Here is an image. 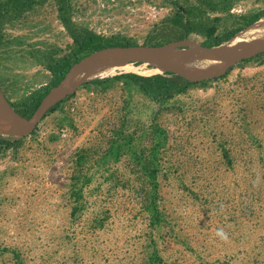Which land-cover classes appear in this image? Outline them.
I'll return each mask as SVG.
<instances>
[{
  "label": "rangeland",
  "instance_id": "374dc122",
  "mask_svg": "<svg viewBox=\"0 0 264 264\" xmlns=\"http://www.w3.org/2000/svg\"><path fill=\"white\" fill-rule=\"evenodd\" d=\"M213 1L46 0L1 27L0 91L19 105L49 87L52 69L94 54L90 33L154 45L185 7L214 38L264 10ZM187 41L170 50L199 57L208 43ZM136 61L103 62L79 81L84 71L31 133L0 145V264H264V52L174 95L113 79L172 71Z\"/></svg>",
  "mask_w": 264,
  "mask_h": 264
},
{
  "label": "trees",
  "instance_id": "16d2710c",
  "mask_svg": "<svg viewBox=\"0 0 264 264\" xmlns=\"http://www.w3.org/2000/svg\"><path fill=\"white\" fill-rule=\"evenodd\" d=\"M44 1L46 0H0V30H1V27H3L4 25H7L9 23L14 22L15 20L20 19L25 13L31 11L32 9H34L36 5L41 4ZM66 1L68 0H57V4L59 5L66 4ZM199 1L201 2L203 1V3L207 2L209 5H211L212 3L213 7H211V9L214 8L215 10L216 8V3L213 0H211L210 2L208 0H199ZM220 1L221 2L219 3L224 4V6L222 7V10L227 11V9H229L228 7L231 6V3L234 2L235 0H220ZM175 5L176 7L180 6L177 2H175ZM59 12L62 16V21L64 25L70 29L71 20L68 16L65 15L63 5L59 7ZM242 20H243V23L241 26L237 27L234 30L226 32L222 36L213 38L211 29L209 28V25H207L208 19L204 20L201 13L195 14L184 7L183 9H180V11H176V14L174 15L171 21L173 27H172V34L169 37L166 39H162L161 41L157 42V44L152 45L150 43H147L145 46L161 47V46L169 45L172 43L182 42V41L187 40L191 34H204L208 40V43L205 44L208 48L220 46L244 30L264 25V10L260 11L257 14L251 15V16H244L242 17ZM71 33H72L73 41L77 44H80V40L78 39V36L75 34V31L73 29H71ZM1 38L2 36L0 35V40ZM85 39L87 40V42L84 45L85 46L84 50H86V54L88 55L105 50L107 48L130 47V45L124 46L122 44L108 43L103 38L97 35L91 34V33L88 34ZM263 40H264V37L257 39L255 42L245 46L244 48H252L255 45L261 44ZM84 41L85 40L83 38L82 42ZM232 57H234V55H231V58ZM76 62L77 61L69 62L67 67H57L55 69H52L51 72H52L53 78H52V81L49 87H46L45 89L41 91H37L31 97H29L28 100L24 101L23 103L19 105L10 103L11 107L14 109V111L18 115H20L21 117L27 120H30L34 116V114L36 113L37 109L42 104L46 96L54 88L58 87L61 84V82L65 79L68 72L71 70V68L75 64H77ZM220 63L206 65L205 67H199V68H183V69L195 77H201L206 72H208L211 68L215 67L216 65ZM121 78H125V79L132 81L135 85H137L140 88V90L143 93L149 96L157 88L164 89L166 90L168 94L174 95V94L184 93L185 91H187L188 89L192 87L204 85L206 83L205 80L197 81V82L189 81L188 79L174 72L156 74L150 77H145V76H141L137 74H122V75L113 77V79H117V80ZM110 80L111 78L97 79V80L91 81L90 83L102 84ZM58 103H56L53 107H51L48 110V112H53L56 109V106L58 105ZM0 122L2 123L1 119H0ZM18 143L19 141L17 140H12V139L4 138L0 136V145L10 146V145H16Z\"/></svg>",
  "mask_w": 264,
  "mask_h": 264
},
{
  "label": "bare ground",
  "instance_id": "6f19581e",
  "mask_svg": "<svg viewBox=\"0 0 264 264\" xmlns=\"http://www.w3.org/2000/svg\"><path fill=\"white\" fill-rule=\"evenodd\" d=\"M247 32L248 34L245 36H244L245 30L238 33L235 37H233L232 39L223 43L220 46L211 47V48L197 46L198 49L194 54L199 55V57L190 56L193 53L188 52L189 49H187L188 53L186 54V56L175 55V53L170 50L171 48L172 50L174 49L178 50L177 49L178 46H181L185 43L187 44L189 43L187 40L161 47H128V48L113 47L110 49L108 48L103 51L96 52L94 53L91 60L74 65L71 73L67 76V80L59 88L53 90V92L51 93L49 98H47V100L44 102L43 106L41 107L39 112L35 115L33 120L18 118L8 107L6 103V99L2 94V92L0 91V119L3 123L2 124L0 122V136L7 137L10 139V138L21 137L22 135L26 134L33 127L34 124L38 123L39 118L41 114L44 112V110L47 107L51 106L56 101H59V98L69 91V90L67 91L66 88L67 85L73 81V79L81 76L82 73L85 71V73L81 76V79L79 81L85 80L94 72V70L97 68L99 64L106 61L132 59L137 61L148 62L150 64L169 66L168 67L169 70L174 71L175 73L188 79L189 81H200L203 79L219 76L218 74L226 71L229 67L235 65L239 61H242L246 58H250L258 53L264 52V42L255 45L252 48H242L255 42L257 39L264 37V25L247 29ZM179 51H183V50H179ZM234 53L236 57L231 58V55H233ZM208 55L209 56L217 55L218 57L213 58L209 61L202 60V58L200 57V56H208ZM216 63H220V64L211 68L201 77H195L183 69V68L205 67L206 65H212ZM172 71H167V72H172Z\"/></svg>",
  "mask_w": 264,
  "mask_h": 264
},
{
  "label": "water",
  "instance_id": "95a60500",
  "mask_svg": "<svg viewBox=\"0 0 264 264\" xmlns=\"http://www.w3.org/2000/svg\"><path fill=\"white\" fill-rule=\"evenodd\" d=\"M178 43V42H177ZM172 44H174V43H172ZM144 47H148V46H144ZM128 48V47H127ZM205 48H208V47H205ZM108 49V48H107ZM110 49V48H109ZM103 51V50H102ZM259 54V53H258ZM94 55V54H93ZM93 55L91 56V57H89V58H87V59H85L83 62H86V61H89V60H91L92 59V57H93ZM257 55V54H256ZM131 62H133V61H131ZM137 62V61H136ZM82 63V62H81ZM80 64V63H79ZM75 65H77V64H75ZM74 67V66H73ZM73 67L71 68V70L68 72V74L66 75V77H65V79L61 82V84L58 86V87H56V88H59L66 80H67V76L71 73V71H72V69H73ZM175 73V72H174ZM93 80V79H92ZM192 82H197V81H192ZM56 88H54V89H56ZM53 89V90H54ZM53 90L46 96V98L43 100V102H42V104L39 106V108L37 109V111H36V113L34 114V116L30 119V120H33L34 119V117H35V115L39 112V110L41 109V107L43 106V104H44V102L47 100V98H49V96L51 95V93L53 92ZM68 95V94H67ZM60 101V100H59ZM59 101H56L55 103H53L51 106H49V107H47L45 110H44V112L41 114V116H40V118H39V121H40V119L44 116V114L52 107V106H54L56 103H58ZM6 103H7V105H8V107L12 110V112L18 117V118H20V119H25V118H23V117H21L20 115H18L15 111H14V109L11 107V105H10V103L6 100ZM27 120V119H26ZM38 121V122H39ZM38 124V123H37ZM37 124H34L33 125V127L26 133V134H29V133H31L32 132V130L35 128V126L37 125ZM4 138H7V137H4ZM18 138V137H17Z\"/></svg>",
  "mask_w": 264,
  "mask_h": 264
}]
</instances>
